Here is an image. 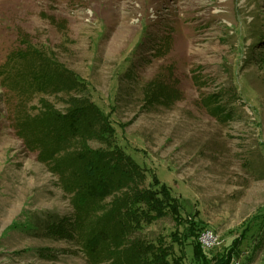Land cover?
I'll list each match as a JSON object with an SVG mask.
<instances>
[{
    "label": "rangeland",
    "instance_id": "rangeland-1",
    "mask_svg": "<svg viewBox=\"0 0 264 264\" xmlns=\"http://www.w3.org/2000/svg\"><path fill=\"white\" fill-rule=\"evenodd\" d=\"M31 45L87 82L147 181L157 175L198 213L195 245L264 264V0H0V264H91L33 224L74 209L18 127L43 99L65 110L69 96L11 90L20 72L1 71ZM175 228L168 216L142 236L169 241ZM206 229L218 235L211 248L198 239ZM192 243L175 247L181 264H202Z\"/></svg>",
    "mask_w": 264,
    "mask_h": 264
},
{
    "label": "trees",
    "instance_id": "trees-1",
    "mask_svg": "<svg viewBox=\"0 0 264 264\" xmlns=\"http://www.w3.org/2000/svg\"><path fill=\"white\" fill-rule=\"evenodd\" d=\"M1 69L21 74L15 84L8 83L11 90L30 85L32 94L69 96L65 110L43 99L42 109L23 115L25 120L18 124L28 147L39 151V159L72 195V217H36L37 234L71 240L91 264H181L174 249L188 241L193 242L194 261L229 262L195 245L203 226L198 213L185 214L182 200L157 175L147 181L148 170L117 143L110 114L93 101L82 77L33 45L21 54L12 53ZM168 216L176 225L167 235L169 241L142 236L146 226Z\"/></svg>",
    "mask_w": 264,
    "mask_h": 264
},
{
    "label": "built area",
    "instance_id": "built-area-1",
    "mask_svg": "<svg viewBox=\"0 0 264 264\" xmlns=\"http://www.w3.org/2000/svg\"><path fill=\"white\" fill-rule=\"evenodd\" d=\"M199 242L205 248H211L218 243V235L211 229H206L199 234Z\"/></svg>",
    "mask_w": 264,
    "mask_h": 264
}]
</instances>
